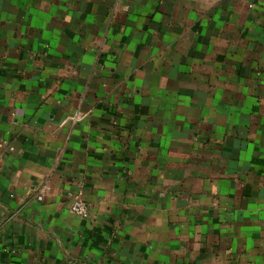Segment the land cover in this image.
<instances>
[{
  "label": "crops",
  "instance_id": "obj_1",
  "mask_svg": "<svg viewBox=\"0 0 264 264\" xmlns=\"http://www.w3.org/2000/svg\"><path fill=\"white\" fill-rule=\"evenodd\" d=\"M0 264H264V0H0Z\"/></svg>",
  "mask_w": 264,
  "mask_h": 264
},
{
  "label": "built area",
  "instance_id": "obj_2",
  "mask_svg": "<svg viewBox=\"0 0 264 264\" xmlns=\"http://www.w3.org/2000/svg\"><path fill=\"white\" fill-rule=\"evenodd\" d=\"M69 212L73 216L87 219L89 217V210L87 204L81 198H75L69 206Z\"/></svg>",
  "mask_w": 264,
  "mask_h": 264
}]
</instances>
